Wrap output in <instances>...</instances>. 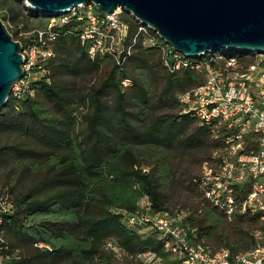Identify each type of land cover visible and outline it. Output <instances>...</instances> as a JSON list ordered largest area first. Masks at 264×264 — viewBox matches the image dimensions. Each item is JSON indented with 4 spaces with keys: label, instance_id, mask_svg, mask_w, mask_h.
Returning a JSON list of instances; mask_svg holds the SVG:
<instances>
[{
    "label": "trees",
    "instance_id": "trees-1",
    "mask_svg": "<svg viewBox=\"0 0 264 264\" xmlns=\"http://www.w3.org/2000/svg\"><path fill=\"white\" fill-rule=\"evenodd\" d=\"M0 10V19L14 25L8 30L15 40L20 26L30 31L50 20L19 0H0ZM24 12L35 19L31 28ZM155 36V45L140 37L118 64L108 56L91 59L88 44L66 26L32 94L11 95L0 111V173L14 204L0 226V247L19 251L7 264H118L112 247L136 264L148 251L164 264H181L165 251L164 240L128 227L122 214L135 213L144 197L155 211L173 213L171 198L180 191L194 199L178 211H191L197 243L233 254L264 245L261 215H236L230 222L201 191V168L220 144L209 127L182 113L178 96L204 77L170 73L163 41ZM226 55L244 66L254 61L248 51ZM125 79L132 85L124 87Z\"/></svg>",
    "mask_w": 264,
    "mask_h": 264
},
{
    "label": "built area",
    "instance_id": "built-area-1",
    "mask_svg": "<svg viewBox=\"0 0 264 264\" xmlns=\"http://www.w3.org/2000/svg\"><path fill=\"white\" fill-rule=\"evenodd\" d=\"M131 21L121 16V12L104 14L94 4H86L50 18L45 28L24 31L20 26L17 40L13 39L23 47L24 76L14 86L12 95L21 98L32 94L31 86L47 74L44 66L54 54L59 31L66 26L75 29L80 40L88 44L91 59L108 56L118 64L127 61L140 37L145 38L147 45L157 44L155 35L163 41L149 26ZM4 24L13 29L9 20ZM229 51L233 50L190 58L164 41L161 45L162 60L170 73L191 70L204 77L200 86L180 94L178 100L182 113L195 116L202 126L209 127L212 138L220 144L212 159L204 163L198 178L205 198L230 222L236 215L256 214L264 222V54L253 53V63L244 66L236 57L228 58ZM123 85L129 87L132 82L125 79ZM13 212L11 196L0 190V226L4 217ZM122 214L128 227L138 231L145 228L148 234L164 240L165 251L181 264H264V245L233 254L227 248L213 252L197 243V229L189 221L190 210L155 211L150 199L144 197L135 213ZM261 235L256 233L257 238ZM4 243L0 233V245ZM112 248L119 253L118 248ZM4 249L8 247H0V264L19 258V251L10 253ZM137 260L140 264H164L162 257L150 251L139 255Z\"/></svg>",
    "mask_w": 264,
    "mask_h": 264
},
{
    "label": "water",
    "instance_id": "water-1",
    "mask_svg": "<svg viewBox=\"0 0 264 264\" xmlns=\"http://www.w3.org/2000/svg\"><path fill=\"white\" fill-rule=\"evenodd\" d=\"M44 17L94 4L104 14L122 9L190 58L236 50L264 54V0H20ZM23 47L0 19V111L23 78Z\"/></svg>",
    "mask_w": 264,
    "mask_h": 264
},
{
    "label": "rangeland",
    "instance_id": "rangeland-1",
    "mask_svg": "<svg viewBox=\"0 0 264 264\" xmlns=\"http://www.w3.org/2000/svg\"><path fill=\"white\" fill-rule=\"evenodd\" d=\"M24 6L26 7V4H24ZM27 9H29V8H27ZM0 12H1V10H0ZM120 12H121V16H123L125 19L130 20V21L133 19L132 16L128 12H126L125 10L120 9ZM24 13H26V17H24L25 23L28 25L29 28H31L35 22V19L32 18L31 16L27 15V12H24ZM47 18H49V17H47ZM14 29L15 28L13 25L12 30H14ZM198 169H199V165H196L195 173H197ZM202 171H203V166L201 168L200 174L202 173ZM5 182H6V180L4 178V175L0 173V190L1 191H4L7 189L5 186ZM193 202H194V199L191 198V196H188L187 193H185V192L183 193L181 191L176 193L175 195H173L171 198V206H173L174 212L178 211L180 206H182V205H193ZM139 232L143 235H147L149 233V231L145 228H143V230L141 229V231H139ZM118 251L119 250H117V252ZM117 255H118L117 256L118 264H136V262H137V261L133 260L132 258L127 257L124 253H122L120 251Z\"/></svg>",
    "mask_w": 264,
    "mask_h": 264
},
{
    "label": "bare ground",
    "instance_id": "bare-ground-1",
    "mask_svg": "<svg viewBox=\"0 0 264 264\" xmlns=\"http://www.w3.org/2000/svg\"><path fill=\"white\" fill-rule=\"evenodd\" d=\"M117 12H120V10H118Z\"/></svg>",
    "mask_w": 264,
    "mask_h": 264
}]
</instances>
